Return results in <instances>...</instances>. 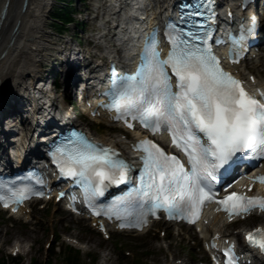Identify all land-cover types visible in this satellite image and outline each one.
<instances>
[{
    "label": "snow or ice",
    "instance_id": "snow-or-ice-1",
    "mask_svg": "<svg viewBox=\"0 0 264 264\" xmlns=\"http://www.w3.org/2000/svg\"><path fill=\"white\" fill-rule=\"evenodd\" d=\"M192 23L195 29L203 21ZM174 28L169 25L170 30ZM184 33L187 38L169 31L172 49L166 60L161 58L158 38L149 41L139 70L115 82L111 105L123 116L139 118L153 131L166 126L173 141L187 153L190 166L152 140L140 143L147 155L142 157L144 173L138 195L149 211L166 208L170 216H198L203 203L215 199L218 171L230 166L237 153L264 157V92L259 97L250 94L241 80L225 71L220 58L205 43L207 31L184 29ZM166 65H171L178 78L176 91ZM66 145L57 150L66 153L61 172L83 181L90 202L104 194L106 181L120 184L128 179V165L114 158L111 150L83 138L69 140ZM258 179L264 181V176ZM28 191L27 186L11 188L10 196L0 195V199L19 202ZM221 203L231 212H247L256 206L264 209V196L233 192ZM248 239L264 248V229L249 233ZM228 264H235L231 255Z\"/></svg>",
    "mask_w": 264,
    "mask_h": 264
},
{
    "label": "rangeland",
    "instance_id": "rangeland-1",
    "mask_svg": "<svg viewBox=\"0 0 264 264\" xmlns=\"http://www.w3.org/2000/svg\"><path fill=\"white\" fill-rule=\"evenodd\" d=\"M68 1L70 2L65 0V3ZM56 2L58 9V6L63 4V0ZM56 9L53 8L52 11L56 12ZM48 20V31L52 34L53 31L62 30L59 24H55L53 18ZM71 34L72 31L67 32V36ZM55 38L60 42L59 37ZM258 72L264 73V65L259 67ZM108 133L110 132H105ZM56 206L50 204L47 207H35L33 220L29 223L20 219H8L0 214V231L5 234L6 230H9V233L3 236L5 240H0V264H103L106 254L110 255L114 264H165L171 259L170 253L184 256L191 262L190 264H195L202 256L199 248L194 247L193 242L187 240V234H177L178 229L170 228L167 238H164L160 231L151 230L145 235H117L107 241L99 237L88 223L72 219L68 214L59 212ZM44 208L47 209L43 210ZM256 220L264 221L254 219L236 227H251L258 223ZM66 234L80 239L85 249L80 252L70 249L71 246L63 240ZM17 240L23 242L22 255L13 257L11 251ZM49 241L52 245L48 248ZM24 251L29 252L26 255Z\"/></svg>",
    "mask_w": 264,
    "mask_h": 264
},
{
    "label": "bare ground",
    "instance_id": "bare-ground-1",
    "mask_svg": "<svg viewBox=\"0 0 264 264\" xmlns=\"http://www.w3.org/2000/svg\"><path fill=\"white\" fill-rule=\"evenodd\" d=\"M54 1L0 0V99L9 91H15L16 95L24 90L30 91L28 87L33 84L30 80L27 82L26 77L37 74L40 70L39 63L46 56V49L54 45L51 42L52 39L47 25V19ZM24 2L25 6L23 8ZM5 4L6 8L1 17V9ZM133 15L134 13L131 12L125 14L128 19H132ZM130 25L133 27L134 23L132 22ZM109 44L111 50L108 52V56L113 55L116 48L111 41H109ZM123 48L125 49L124 59L128 63L136 53L135 47L133 43L127 42ZM258 64L259 62H255L251 71L255 72L257 83L264 86V73H258ZM261 65L264 64L261 63ZM241 67L238 68L239 73L243 72ZM0 114L6 115V113ZM103 140L116 143L124 148L127 147L126 140L117 135L105 136ZM207 220L210 222L204 227V234H208L216 228L218 231H222L224 222L218 216L210 217L209 215ZM8 233L9 230H6L5 234ZM5 234L0 231V240L3 239V236H6ZM13 248L15 249V246ZM111 261L110 255L106 254L103 264H114Z\"/></svg>",
    "mask_w": 264,
    "mask_h": 264
},
{
    "label": "trees",
    "instance_id": "trees-1",
    "mask_svg": "<svg viewBox=\"0 0 264 264\" xmlns=\"http://www.w3.org/2000/svg\"><path fill=\"white\" fill-rule=\"evenodd\" d=\"M63 14L69 15L68 7H66L65 10L62 9V10L60 11L59 15H56L55 17H56L57 19H60V20L62 21V19H64ZM73 258L75 259V256H74Z\"/></svg>",
    "mask_w": 264,
    "mask_h": 264
}]
</instances>
